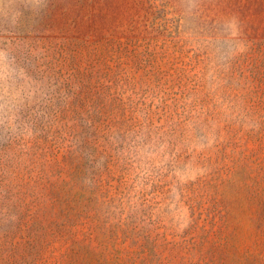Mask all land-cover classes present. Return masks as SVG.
<instances>
[{
  "label": "rangeland",
  "instance_id": "374dc122",
  "mask_svg": "<svg viewBox=\"0 0 264 264\" xmlns=\"http://www.w3.org/2000/svg\"><path fill=\"white\" fill-rule=\"evenodd\" d=\"M5 29L42 94L0 129V264H264V0H46Z\"/></svg>",
  "mask_w": 264,
  "mask_h": 264
},
{
  "label": "clouds",
  "instance_id": "9594fccd",
  "mask_svg": "<svg viewBox=\"0 0 264 264\" xmlns=\"http://www.w3.org/2000/svg\"><path fill=\"white\" fill-rule=\"evenodd\" d=\"M46 0H0V32L16 26L25 14H35ZM235 23V22H234ZM238 31V28H237ZM41 85L15 49L0 41V129L15 131L21 112L41 95Z\"/></svg>",
  "mask_w": 264,
  "mask_h": 264
}]
</instances>
